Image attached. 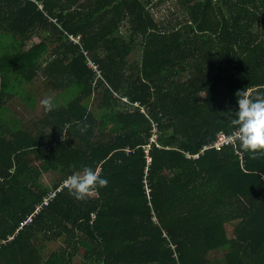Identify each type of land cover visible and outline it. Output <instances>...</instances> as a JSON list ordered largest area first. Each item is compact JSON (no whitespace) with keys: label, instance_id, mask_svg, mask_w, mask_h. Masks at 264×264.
I'll return each mask as SVG.
<instances>
[{"label":"trees","instance_id":"16d2710c","mask_svg":"<svg viewBox=\"0 0 264 264\" xmlns=\"http://www.w3.org/2000/svg\"><path fill=\"white\" fill-rule=\"evenodd\" d=\"M161 1L0 0V264H264V156L203 152L239 92L264 95V0H177L175 23ZM45 63L65 106L36 121L49 132L7 129ZM84 166L107 186L42 207Z\"/></svg>","mask_w":264,"mask_h":264},{"label":"rangeland","instance_id":"374dc122","mask_svg":"<svg viewBox=\"0 0 264 264\" xmlns=\"http://www.w3.org/2000/svg\"><path fill=\"white\" fill-rule=\"evenodd\" d=\"M151 12L155 16V18L159 21L165 22H172L175 23L177 21H184L185 15L183 10L180 8V5L177 0H162L158 5L151 7ZM185 25L182 24V26ZM264 30V29H262ZM261 30V31H262ZM38 43L39 38L38 36L34 37L30 44ZM47 60V59H45ZM140 55L138 54L136 57V62L134 63L133 60L131 61L132 64H139ZM48 63L43 65L40 72L37 74L33 83L24 84V88L30 93V95L35 99V107H30V105L24 100V98L18 97L15 93L12 94L6 108L3 110L2 119L7 129L9 128H16L22 127L33 135L38 136L40 130L50 131L49 129L46 130L45 126L37 125L36 121L42 119L45 114V110L42 104L44 99H51L54 104L56 105V109H60L65 106L64 97L62 93L65 91L63 87L58 86V83L55 80H50L46 77L45 69ZM191 79V74L185 72L179 78L180 83L188 82ZM1 87V83H0ZM99 102H96L95 105H99ZM98 109V108H97ZM95 108V110L97 111ZM99 110V109H98ZM49 113V112H46ZM63 173L62 171L59 172H50L48 174H43L40 179L39 183L50 189H54V185L62 178ZM64 240H61V242ZM65 243V242H63ZM60 244V243H59ZM70 244L74 247L76 246L75 243ZM35 245L40 247L42 245L41 242L36 241ZM51 245L46 247V253L49 254L51 251ZM73 251V249H72ZM84 251L80 250L79 254L82 256Z\"/></svg>","mask_w":264,"mask_h":264},{"label":"clouds","instance_id":"9594fccd","mask_svg":"<svg viewBox=\"0 0 264 264\" xmlns=\"http://www.w3.org/2000/svg\"><path fill=\"white\" fill-rule=\"evenodd\" d=\"M237 107L231 112V137L239 149L252 158L264 156V95L250 97L246 91L237 94ZM44 110L52 112L55 104L51 99L42 101ZM69 194L77 201L85 200L99 187H106L108 180L91 166H84L64 180Z\"/></svg>","mask_w":264,"mask_h":264},{"label":"built area","instance_id":"2783aa9c","mask_svg":"<svg viewBox=\"0 0 264 264\" xmlns=\"http://www.w3.org/2000/svg\"><path fill=\"white\" fill-rule=\"evenodd\" d=\"M136 106H139V103H136L135 104ZM156 133H158V129L156 128L155 130ZM156 137L152 140L153 142L155 141ZM236 140L234 137H231L225 133H221L218 137V140L215 142L214 145L212 146H208V147H205L203 152L208 150V149H211V148H215L217 150H221L223 147L225 146H236ZM192 156L189 155V158H191ZM200 155L197 154L195 156H193L194 159H199ZM66 186L64 185L63 187H61L60 189H58L57 191L55 192H52L50 193L48 196H46L44 198V201H43V204H42V207L44 206H48L51 201L60 193L62 192V190L65 188ZM148 192H150V190L148 189ZM96 217V216H95Z\"/></svg>","mask_w":264,"mask_h":264}]
</instances>
